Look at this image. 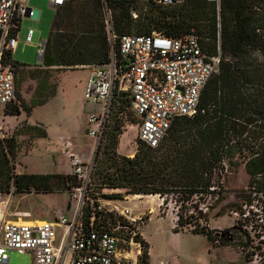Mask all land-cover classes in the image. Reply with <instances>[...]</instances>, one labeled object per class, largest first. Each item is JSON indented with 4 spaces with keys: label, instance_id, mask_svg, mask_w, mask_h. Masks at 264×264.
I'll return each instance as SVG.
<instances>
[{
    "label": "trees",
    "instance_id": "16d2710c",
    "mask_svg": "<svg viewBox=\"0 0 264 264\" xmlns=\"http://www.w3.org/2000/svg\"><path fill=\"white\" fill-rule=\"evenodd\" d=\"M70 2L57 8L58 14L55 11L42 61L46 68L43 72L55 66L88 67L109 60L104 20L78 42L60 29L57 31L60 14L70 9ZM114 3L117 6L115 30L119 35L157 32L178 38L193 30L203 38L204 51L209 55L216 53L217 7L207 0H185L181 6L168 7L148 2L145 11L138 3L135 5L140 13L137 21L131 18L130 3ZM100 4L105 14V1L101 0ZM220 19L219 71L203 88L196 114L178 118L156 148L140 144L132 158L118 153V135L124 125L119 112H126V108L121 104L117 106L105 142L101 141L95 151L91 174L90 187L100 193L112 192L102 193L103 199L123 200L131 195L172 196L185 206L196 199L207 201L211 198L218 205L227 193L228 171H236L241 166L250 178V186L264 194V0H221ZM81 20L87 28L88 20ZM77 52L84 53V58H78ZM7 55L10 58L11 53ZM13 66L16 68L17 96L19 72L30 66L14 61ZM42 82L47 86L46 79ZM52 94L53 89L49 94L41 93L30 107L12 106L14 101L4 109L12 106L8 113L12 116H19L22 110L29 113L32 107L43 105ZM16 149L13 138L0 139L1 195L66 192L79 186L71 174H16L11 163ZM86 210L85 222L88 223L91 214ZM221 213L222 210L218 216ZM192 218V214L183 217L178 213L174 231L178 233L182 227L193 225ZM197 218L208 222L207 213L201 210ZM192 233L206 236L209 243L230 245L235 242L227 237V231L217 234L196 226ZM140 240L145 249L139 264H150L149 244L141 237Z\"/></svg>",
    "mask_w": 264,
    "mask_h": 264
},
{
    "label": "built area",
    "instance_id": "2783aa9c",
    "mask_svg": "<svg viewBox=\"0 0 264 264\" xmlns=\"http://www.w3.org/2000/svg\"><path fill=\"white\" fill-rule=\"evenodd\" d=\"M48 1L56 11L69 0ZM104 1L109 60L86 67L89 76L84 100L92 107L87 125L91 127L89 135L95 139L97 149L101 141L105 142L117 106L123 105L126 112H119V117L124 123L132 117L137 129L138 143L133 155L128 156L132 158L140 144L156 148L178 118L196 114L201 92L219 71L221 63V0H207L217 7L214 55L204 51L203 38L193 30L178 38L157 32L119 35L109 8V2L130 3L131 18L137 21L140 13L135 5L139 2L168 7L181 6L185 0ZM145 8L146 5L142 11ZM35 17L36 11L29 6V0H0V110L16 99V68L7 53H12L18 45L22 21ZM34 34L33 29L28 30L27 44H32ZM45 52L46 41H42L38 46V58L42 61ZM121 129L119 136L124 132V126ZM73 147L70 140L62 143V150L71 163V175L79 183L70 189L79 195L74 217L68 219L59 212L53 221H16L9 219L8 206L0 205V264H10L12 252L31 255V264L140 263L143 254L140 227L146 216L134 215L128 207L120 210L113 206L107 210L101 199L90 197L93 163L85 166ZM86 208L91 214L88 223L85 222ZM260 209L254 210L262 213L263 206L260 205ZM148 213H152V209Z\"/></svg>",
    "mask_w": 264,
    "mask_h": 264
},
{
    "label": "rangeland",
    "instance_id": "374dc122",
    "mask_svg": "<svg viewBox=\"0 0 264 264\" xmlns=\"http://www.w3.org/2000/svg\"><path fill=\"white\" fill-rule=\"evenodd\" d=\"M100 3L101 0H71L70 9L60 14L57 31L60 29L62 33L73 36L77 42L87 37L94 25L99 26L105 20ZM144 5L145 2L138 4L141 9ZM29 6L36 11V17L22 21L18 45L12 51L11 58L17 64L30 67L22 68L19 72L20 87L12 106L30 107L41 93L46 95L53 89V94L43 105L32 107L29 113L22 110L19 116L8 115L12 106L0 110V139L13 138L16 141V155L11 161L16 174L70 175L71 163L62 150V143L72 141L73 151L85 166L92 165L96 151V141L89 135L91 127L87 125L92 107L84 100L89 70L83 65L55 66L43 72L46 68L38 60V46L48 40L55 10L49 6L48 0H29ZM109 8L114 18L116 4L109 2ZM81 18L90 23L87 28L81 24ZM29 29L35 32L32 44L25 42ZM76 56L84 58V53L77 52ZM44 79L47 86H43ZM133 121V118L130 122L125 121V130L121 136L118 135L117 151L120 154H133L136 149L137 129ZM131 124L135 128L127 127ZM249 183L250 178L243 166L236 171L229 170L225 182L227 193L218 205L208 198L207 201L196 199L182 206V202L172 196L160 198L141 195L134 199L131 195L123 200H106L102 193L112 192L104 190L100 193L93 186L90 187V197H99L107 210L113 206L120 210L128 207L134 215L144 214L146 217L149 209L155 212L146 225L141 226L152 248L154 264H160V261L161 264H264V210L262 213L254 210H261L260 205L264 208V195ZM75 194L72 190L0 194V205H7L9 219L16 221H53L59 212L72 219L79 201V195ZM251 205L255 207L251 208ZM200 210L203 214L207 213L208 222L197 218ZM178 213L183 217L192 214L193 225H186L176 233L174 229ZM196 226L214 230L217 234L227 231L228 238L235 242L230 245L209 243L206 236L192 233ZM238 230L243 233L240 234ZM144 249L142 244L143 252ZM31 261L29 254L10 253V264H31Z\"/></svg>",
    "mask_w": 264,
    "mask_h": 264
},
{
    "label": "crops",
    "instance_id": "0c3cea01",
    "mask_svg": "<svg viewBox=\"0 0 264 264\" xmlns=\"http://www.w3.org/2000/svg\"><path fill=\"white\" fill-rule=\"evenodd\" d=\"M130 126H132L133 128H135V126L133 125V124H131V125H128L127 127H130ZM118 145H119V143H118ZM123 155V154H122ZM124 155H126V156H131V155H133V154H124ZM111 202V201H110ZM141 202V201H140ZM153 214H155V212H152V213H148V218H147V220L145 221V223H144V225H146V223L148 222V220L150 219V216L151 215H153ZM138 215V214H137ZM175 224V223H174ZM176 226V225H175ZM140 234H141V236H142V238L147 242V239H146V237H145V235H144V232H143V227H141V229H140ZM148 243V242H147ZM149 244V243H148ZM153 252H152V248L150 247V245H149V263L150 264H154L153 263ZM162 262L160 261V264H161Z\"/></svg>",
    "mask_w": 264,
    "mask_h": 264
},
{
    "label": "bare ground",
    "instance_id": "6f19581e",
    "mask_svg": "<svg viewBox=\"0 0 264 264\" xmlns=\"http://www.w3.org/2000/svg\"><path fill=\"white\" fill-rule=\"evenodd\" d=\"M130 128H132V126H130ZM139 196H141V195H134L133 197H134V199H136L137 197H139ZM146 197H154V196H152V195H146ZM156 197V196H155ZM133 199V200H134ZM27 222H29V223H31L30 221H27Z\"/></svg>",
    "mask_w": 264,
    "mask_h": 264
},
{
    "label": "flooded vegetation",
    "instance_id": "af4514ba",
    "mask_svg": "<svg viewBox=\"0 0 264 264\" xmlns=\"http://www.w3.org/2000/svg\"><path fill=\"white\" fill-rule=\"evenodd\" d=\"M239 231V233L240 234H242L243 232H241V230H238ZM228 233V232H227ZM245 235L243 234V236L242 237H244ZM227 237H229V235L227 234ZM242 240H243V238H242Z\"/></svg>",
    "mask_w": 264,
    "mask_h": 264
},
{
    "label": "water",
    "instance_id": "95a60500",
    "mask_svg": "<svg viewBox=\"0 0 264 264\" xmlns=\"http://www.w3.org/2000/svg\"><path fill=\"white\" fill-rule=\"evenodd\" d=\"M38 60H39L40 62H42V60H41L40 58H38ZM222 236H223V234H222Z\"/></svg>",
    "mask_w": 264,
    "mask_h": 264
}]
</instances>
